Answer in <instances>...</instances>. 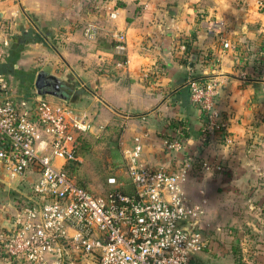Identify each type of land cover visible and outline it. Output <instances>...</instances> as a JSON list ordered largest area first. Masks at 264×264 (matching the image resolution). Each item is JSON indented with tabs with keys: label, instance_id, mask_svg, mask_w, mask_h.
<instances>
[{
	"label": "crops",
	"instance_id": "obj_1",
	"mask_svg": "<svg viewBox=\"0 0 264 264\" xmlns=\"http://www.w3.org/2000/svg\"><path fill=\"white\" fill-rule=\"evenodd\" d=\"M259 1H0V75L16 98L36 94V75L47 70L62 80L63 92L44 97L91 118L90 133L119 123L122 154L142 135L145 165L198 159L183 191L192 203L203 204L200 224L214 244L189 264H264V6ZM170 5L180 7L178 15L168 13ZM113 10L116 19L108 16ZM88 24L96 26L93 38L84 34ZM118 30L126 34V56L113 48ZM191 35L181 54L178 41ZM126 57L128 64L119 66ZM196 77L217 83V109L233 144L204 136L202 112L190 102L188 82ZM178 122L187 127V137L182 143L170 139L181 144L173 151L164 139ZM26 177L33 182L35 175H13L0 166V191L19 192L15 206L6 193L0 195V225L11 224L27 194ZM0 264L17 263L0 252Z\"/></svg>",
	"mask_w": 264,
	"mask_h": 264
},
{
	"label": "built area",
	"instance_id": "obj_2",
	"mask_svg": "<svg viewBox=\"0 0 264 264\" xmlns=\"http://www.w3.org/2000/svg\"><path fill=\"white\" fill-rule=\"evenodd\" d=\"M258 3L264 6V0ZM108 16L116 19L118 13L113 10ZM96 30L88 24L84 34L93 38ZM114 39L115 52L126 56L125 32L116 31ZM223 47L230 43L224 41ZM177 50L185 53L183 40ZM3 60L0 48V63ZM128 62L126 57L118 65ZM188 87L190 102L204 116V130L233 144L217 109V83L192 79ZM92 127V119L71 104L37 94L16 98L0 75V166L13 175H35L11 224L0 225V252L17 264H77L88 259L96 264H189L212 249L214 242L200 224L203 204L192 203L183 191L196 170L183 160L168 167L143 164L142 135L123 152L133 194L96 195L69 176L64 165L80 161L75 140ZM164 144L173 151L181 149L177 140L164 139ZM108 182L116 180L110 177ZM190 223L195 226L188 231Z\"/></svg>",
	"mask_w": 264,
	"mask_h": 264
},
{
	"label": "rangeland",
	"instance_id": "obj_3",
	"mask_svg": "<svg viewBox=\"0 0 264 264\" xmlns=\"http://www.w3.org/2000/svg\"><path fill=\"white\" fill-rule=\"evenodd\" d=\"M8 81V80H7ZM96 131V130H95ZM122 127L119 123L110 124V128L101 129L98 132L88 133L86 135L85 143L79 149L80 162L71 167L70 171L77 183L86 187L90 192L96 195H103L110 189L107 178L111 175L118 176V184L127 187V176L125 173V166L113 158V151L116 150L115 140L119 144V151L121 153V160L123 154L121 152L120 134ZM24 190L28 192L31 188V178H24ZM197 190L200 185L196 186ZM10 190V191H9ZM6 193V201H11L15 206V202L19 195L16 187L0 191V195ZM3 202V201H2ZM8 203V202H7ZM13 206V207H14ZM8 213L11 211L7 210ZM78 264V263H77Z\"/></svg>",
	"mask_w": 264,
	"mask_h": 264
},
{
	"label": "trees",
	"instance_id": "obj_4",
	"mask_svg": "<svg viewBox=\"0 0 264 264\" xmlns=\"http://www.w3.org/2000/svg\"><path fill=\"white\" fill-rule=\"evenodd\" d=\"M192 38H193V35H191L190 37H185L184 40H183V43L186 46H188L189 41H191ZM182 61L184 63H187V56L186 57H182ZM194 80L205 81L206 79L196 77V78H194ZM23 97H27V96H23ZM174 127H175L174 134L173 135H167L166 138L169 139V140L170 139H173V138H176L177 140H179L182 143V141L187 137V127L184 125V123H179V122L177 123V125H174ZM107 128H110V126H106L105 127V129H107ZM202 132H203V134H204L205 137H207V138L209 137L210 134L206 130H204V116H203V114H202ZM87 134L88 133H81V134H79L77 136V138L75 140V144H76L75 145V148H76V152H77V154H78L79 157H80V155H79V149H81L83 147L82 143L83 144L85 143V139H86V135ZM218 139L220 140L219 137H218ZM114 143L116 145V150L113 151L112 156L115 159L118 158L117 160L120 162V164H122V166L123 165L125 166L124 159L121 160V153L119 151V144L117 143V140H115ZM183 161L190 162L191 165L194 167V170L197 169L196 167H197V164H198V162H197L198 159H196L195 157H188L187 156V157H184V160ZM79 162L80 161H71V162L66 163L64 165V168L67 170V172H68V174H69L70 177L74 178L73 175H72V172L70 171V168L73 167V166H75V165H77ZM110 177H114L115 178V180H116L115 184H110L108 182V179ZM118 180H120L119 177L118 176H115V175H111V176H109L107 178V182H108V184L111 187H110V189L106 193L103 194V196H108L109 193H111L113 191H120V192H122L124 194H133L134 193L133 187H132V185H131L128 177L126 179L127 180V184H128L127 187L122 186V185H119L118 184ZM77 184L80 185L79 183H77ZM80 186H82V185H80ZM82 187H84V186H82ZM84 188H86V187H84Z\"/></svg>",
	"mask_w": 264,
	"mask_h": 264
},
{
	"label": "water",
	"instance_id": "obj_5",
	"mask_svg": "<svg viewBox=\"0 0 264 264\" xmlns=\"http://www.w3.org/2000/svg\"><path fill=\"white\" fill-rule=\"evenodd\" d=\"M180 11V7L178 5H170L168 7V13L171 15H178ZM192 59H194V56H192ZM62 80L51 74L48 73L47 70H40L38 71L35 81H34V88L35 92L39 96H45L48 94H56L55 92L50 91V88L54 86H58L61 84ZM195 226V223H190L187 225L188 231H191L193 227Z\"/></svg>",
	"mask_w": 264,
	"mask_h": 264
},
{
	"label": "flooded vegetation",
	"instance_id": "obj_6",
	"mask_svg": "<svg viewBox=\"0 0 264 264\" xmlns=\"http://www.w3.org/2000/svg\"><path fill=\"white\" fill-rule=\"evenodd\" d=\"M50 91L56 92V93H62L63 92V88L59 87V86H54V87L50 88Z\"/></svg>",
	"mask_w": 264,
	"mask_h": 264
}]
</instances>
